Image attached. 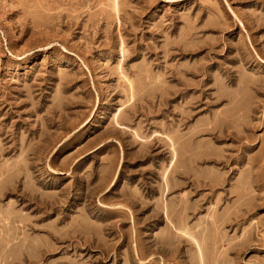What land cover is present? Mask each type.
<instances>
[{
  "label": "rangeland",
  "instance_id": "rangeland-1",
  "mask_svg": "<svg viewBox=\"0 0 264 264\" xmlns=\"http://www.w3.org/2000/svg\"><path fill=\"white\" fill-rule=\"evenodd\" d=\"M202 263L264 264V0H0V264Z\"/></svg>",
  "mask_w": 264,
  "mask_h": 264
},
{
  "label": "bare ground",
  "instance_id": "bare-ground-1",
  "mask_svg": "<svg viewBox=\"0 0 264 264\" xmlns=\"http://www.w3.org/2000/svg\"><path fill=\"white\" fill-rule=\"evenodd\" d=\"M187 119V118H186ZM189 119V118H188ZM180 138V137H179ZM173 146H174V144H173ZM176 146V145H175ZM175 148V147H174ZM174 152H176L177 150H173ZM179 152V151H178ZM175 155H176V160L178 161L179 160V155H178V153L176 152L175 153ZM194 160V159H193ZM176 165V164H175ZM8 212H10V211H8ZM16 214V213H15ZM13 215V214H12ZM24 219V218H23ZM188 219V218H187ZM20 221V220H19ZM22 222V221H21ZM182 222H184V221H182ZM187 222V221H186ZM185 222V223H186ZM175 225V224H174ZM27 228V227H26ZM181 228V227H180ZM185 230V229H184ZM182 231V230H181ZM75 232V231H74ZM187 232V231H186ZM180 233V232H179ZM182 233H183V231H182ZM187 235H189V236H192L191 234H189V233H187ZM186 235V236H187ZM179 237V236H178ZM181 238V237H180ZM192 238L197 242V246H198V250H199V252H198V255H200L199 256V258H200V261L201 262H203V260H205L204 259V255H203V251H202V246H201V242H199V240H197L194 236H192ZM169 244V243H168ZM24 251V250H23ZM205 263V262H204ZM203 264V263H202Z\"/></svg>",
  "mask_w": 264,
  "mask_h": 264
}]
</instances>
